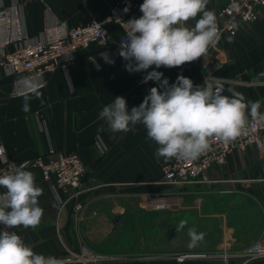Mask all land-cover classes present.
Listing matches in <instances>:
<instances>
[{
  "label": "crops",
  "instance_id": "1",
  "mask_svg": "<svg viewBox=\"0 0 264 264\" xmlns=\"http://www.w3.org/2000/svg\"><path fill=\"white\" fill-rule=\"evenodd\" d=\"M0 1L10 4L12 0ZM113 2L115 0H30L24 11L26 28L31 35H38L55 17L70 26L93 18L102 20ZM226 3L227 0H209L207 9H219ZM194 23L189 21L188 26ZM108 27L113 43L117 42L122 29L117 25ZM106 50L92 44L56 70L46 73L44 87L30 91H27L28 83L16 84L8 69L0 67V143L5 145L7 156L22 162L36 158L53 146L77 150L87 167L83 191L77 199L85 206L80 219L72 201L67 202L59 214L61 193L45 181L39 167H25L34 173L36 184L43 189L39 205L44 214L35 230L22 227L11 230L21 235L34 251L54 256L62 264H82L66 259L68 248L78 249L82 244L107 253L100 241L126 223L134 210H148L144 207L147 198L181 189L187 191L183 197L188 198L192 189L208 186L191 184L179 188L160 183L162 167L171 160L156 159L154 153L158 145L147 138L145 127L136 125L126 133H113L99 119V112L115 97H124L130 110L142 103L152 87L158 86L154 81L141 83L147 72L129 73L125 69L127 62L121 57L108 63ZM153 69L154 66L147 71ZM155 70L162 72L169 84L175 83L181 74L194 85H203L206 78H220L223 95L231 96L229 90H233L242 93L246 101H260V107L263 106L264 84L259 74L264 70V13L253 22L241 23L235 35L226 34L218 46L209 48L206 57L180 67ZM26 99L28 107L24 110ZM101 125H104L102 131L99 130ZM2 163L0 156V166ZM211 175L219 181L210 184L212 190L205 197L228 194L230 188L217 190V186L234 179H240L241 183H264V158L253 147L235 150L228 156L226 165L212 169ZM259 216L262 219H248L234 227L225 224L218 238L210 242L204 238L202 252L241 250L258 239L264 240V213ZM100 264H264V257L248 259L239 255L228 261L216 257L184 262L156 259Z\"/></svg>",
  "mask_w": 264,
  "mask_h": 264
},
{
  "label": "clouds",
  "instance_id": "2",
  "mask_svg": "<svg viewBox=\"0 0 264 264\" xmlns=\"http://www.w3.org/2000/svg\"><path fill=\"white\" fill-rule=\"evenodd\" d=\"M209 0H143L141 16L125 23L126 36L119 43V56L129 73L146 71L141 83L154 81L142 103L129 110L127 101L117 96L99 112V119L113 133L128 132L143 125L147 138L158 147L157 160L195 161L212 149L214 143L231 144L243 131L247 114L260 116V101H246L242 93L223 95L220 78H206L194 85L184 75L169 84L161 67L176 68L206 57L209 48L221 38L216 16L207 9ZM128 9L125 8V12ZM195 21L189 27L188 22ZM231 43V38H229ZM108 63L114 61L107 58ZM152 71H147L152 68ZM27 99L24 110H27ZM260 118H264L261 116ZM101 125L100 131L104 129ZM0 264H62L54 256L34 251L21 235L11 229L33 230L41 222L44 210L39 205L43 189L33 172L23 164L0 174ZM181 219L176 231L187 225ZM204 233L188 229L189 247L204 240Z\"/></svg>",
  "mask_w": 264,
  "mask_h": 264
},
{
  "label": "built area",
  "instance_id": "3",
  "mask_svg": "<svg viewBox=\"0 0 264 264\" xmlns=\"http://www.w3.org/2000/svg\"><path fill=\"white\" fill-rule=\"evenodd\" d=\"M29 1L12 0L10 4L0 1V67L8 69L16 84L28 83L27 91L44 87L46 73L56 70L66 61L74 58L81 50L88 49L94 43L107 48L105 55L108 59H118L120 57L119 43L126 36L124 22L141 16L140 5L143 3V0H115L104 19L93 18L77 26H70L67 21L55 17L43 32L31 35L26 28L24 13ZM125 8L128 9L127 12ZM208 10L214 12L221 33V38L216 45L218 46L226 34L235 35L241 23H250L262 16L264 0H227L221 8ZM108 25H117L122 29L121 37L115 43H113ZM259 75L260 82L264 84V70ZM258 112L260 116L253 117L249 111L247 123L241 135L231 144L214 143L210 151L195 161L171 159L162 167L160 183L184 188L191 184H212L219 181L211 175V170L224 167L228 156L235 150L244 151L253 147L264 158V118H260L264 116V105L259 108ZM0 156L3 157L0 174L10 172L13 165L39 167L45 181L62 195L59 214L62 207L72 201L75 211L80 214L77 216L78 219L81 218L85 206L77 202V199L83 191L82 181L87 173V167L77 150L57 149L50 146L45 153L34 159L15 162L7 156L5 145L0 143ZM185 193L187 191L181 189L176 192L153 195L144 201V207L164 209ZM67 251L66 259L75 263L100 264L110 260V257L98 252L89 244H82L78 249L68 248ZM239 255L248 259L263 258L264 240L258 239L249 247L241 250L223 249L212 253L179 252L172 255V259L184 262L220 257L228 261L231 257Z\"/></svg>",
  "mask_w": 264,
  "mask_h": 264
},
{
  "label": "rangeland",
  "instance_id": "4",
  "mask_svg": "<svg viewBox=\"0 0 264 264\" xmlns=\"http://www.w3.org/2000/svg\"><path fill=\"white\" fill-rule=\"evenodd\" d=\"M238 180L217 186V190L230 188L228 194L205 197L212 190L207 184L202 189L189 191L188 198H176V202L164 209L134 210L126 223L100 241L108 251L104 254L116 263L168 260L175 253L204 250V240L196 247H189V228L204 233L210 242L218 238L225 224L234 227L248 219H262L259 215L264 213V183ZM181 219L188 223L183 230L176 231Z\"/></svg>",
  "mask_w": 264,
  "mask_h": 264
}]
</instances>
